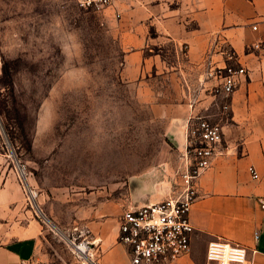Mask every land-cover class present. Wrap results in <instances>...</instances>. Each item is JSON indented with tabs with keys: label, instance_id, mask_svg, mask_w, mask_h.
I'll use <instances>...</instances> for the list:
<instances>
[{
	"label": "rangeland",
	"instance_id": "1",
	"mask_svg": "<svg viewBox=\"0 0 264 264\" xmlns=\"http://www.w3.org/2000/svg\"><path fill=\"white\" fill-rule=\"evenodd\" d=\"M132 2L118 18L77 0H0V242L34 236L33 264H98L85 223L118 222L141 196L151 201V187L179 181L170 118L154 107L195 104L197 87L190 70L176 89L161 76L123 79ZM167 52L166 63L185 64L187 46ZM179 88L183 99L168 96Z\"/></svg>",
	"mask_w": 264,
	"mask_h": 264
},
{
	"label": "crops",
	"instance_id": "2",
	"mask_svg": "<svg viewBox=\"0 0 264 264\" xmlns=\"http://www.w3.org/2000/svg\"><path fill=\"white\" fill-rule=\"evenodd\" d=\"M132 1L137 18L130 24L124 23L125 31L120 32L123 44L132 48L125 53L123 79L127 83L143 84L142 80L151 78L152 82L161 76L176 89L183 85L182 81L186 84L190 70V79H194L197 87L195 104L154 107L157 111L165 109L163 115L170 118L165 136L174 157L178 158L179 173L186 152L189 118L205 116L213 122L219 121L222 128V154L198 178L197 199L189 211L193 227L191 252L168 264H204L207 244L215 238L242 245L248 250L252 264H264V207L261 205L264 202V0ZM143 1L148 3L142 4ZM123 2L127 0H114L107 14L117 11L121 18L120 14L127 12ZM146 21L151 26V50L147 48V56L146 28L142 24ZM224 42L236 52L247 73L225 100L207 93L212 81L203 82L201 87L203 60L212 52V59L219 61L216 45ZM252 44H260V48L248 50ZM183 45L187 46L185 64L166 63L167 51L178 58ZM183 90L179 88L168 96L181 100L185 96ZM151 95L157 100L160 94L154 90ZM223 101L229 103L226 115L220 108ZM249 166L256 170L257 179L251 178ZM166 173L171 177L174 169L169 165ZM153 190L160 194H153ZM177 190V186L171 188L169 183L151 187V201L141 196L136 206L161 201L156 198H167ZM85 227L95 243L98 264L129 263L126 249L117 242L116 218L91 219ZM34 238L0 242V264H33L37 246Z\"/></svg>",
	"mask_w": 264,
	"mask_h": 264
},
{
	"label": "built area",
	"instance_id": "3",
	"mask_svg": "<svg viewBox=\"0 0 264 264\" xmlns=\"http://www.w3.org/2000/svg\"><path fill=\"white\" fill-rule=\"evenodd\" d=\"M113 2L77 0V5L83 10L99 11ZM216 46L220 60H213L212 52L206 55L201 84L212 81L208 90L213 96H221L225 100L235 92L247 73L229 45L224 42ZM259 48L260 44L247 47L248 50ZM220 108L222 114L226 115L229 103L223 101ZM221 145L222 128L219 121L213 122L200 115L189 118L186 152L177 192L158 202L126 208L118 218L117 242L126 249L129 264H168L191 252L193 227L189 221V211L197 199V181L213 160L222 154ZM247 170L251 178H258L253 166ZM261 203L264 207V202ZM83 254L89 253L86 251ZM204 264H252V260L242 245L215 238L207 244Z\"/></svg>",
	"mask_w": 264,
	"mask_h": 264
},
{
	"label": "bare ground",
	"instance_id": "4",
	"mask_svg": "<svg viewBox=\"0 0 264 264\" xmlns=\"http://www.w3.org/2000/svg\"><path fill=\"white\" fill-rule=\"evenodd\" d=\"M76 249L80 252V253H85L88 250V247L86 244H78L76 246Z\"/></svg>",
	"mask_w": 264,
	"mask_h": 264
}]
</instances>
